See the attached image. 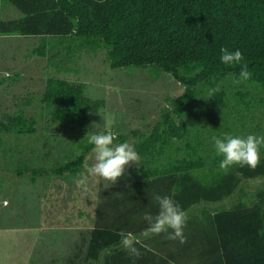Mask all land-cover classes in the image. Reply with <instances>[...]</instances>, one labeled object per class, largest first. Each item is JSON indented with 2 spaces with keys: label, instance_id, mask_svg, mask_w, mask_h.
I'll return each instance as SVG.
<instances>
[{
  "label": "trees",
  "instance_id": "1",
  "mask_svg": "<svg viewBox=\"0 0 264 264\" xmlns=\"http://www.w3.org/2000/svg\"><path fill=\"white\" fill-rule=\"evenodd\" d=\"M1 1L22 16L0 19V34L39 38L36 54L104 50L113 69L149 68L173 75L185 87L161 110L150 131L116 135L115 143L136 138L141 167L121 197L114 190L105 192L86 264H167L178 259L183 264H264V188L251 201L242 197L247 181L264 177V147L256 169L236 165L225 172L213 142L214 136L245 133L252 122L264 131V0ZM221 47L242 52L253 73L250 80L233 83L240 68L221 63ZM85 90V84L51 77L41 100L53 121L82 124L90 110L101 106ZM210 93L214 96L209 98ZM36 123L24 111L8 114L0 135H33ZM92 147L68 155L51 168L52 174H81ZM41 169L26 163L17 173L31 170L36 181ZM156 195L169 196L187 215L204 219L190 225L192 240L180 258L161 254L163 234L154 238L157 245L151 243V250L137 243L139 258L123 247V237L130 233L148 245L143 217L158 213Z\"/></svg>",
  "mask_w": 264,
  "mask_h": 264
},
{
  "label": "rangeland",
  "instance_id": "2",
  "mask_svg": "<svg viewBox=\"0 0 264 264\" xmlns=\"http://www.w3.org/2000/svg\"><path fill=\"white\" fill-rule=\"evenodd\" d=\"M21 16L0 0L1 20ZM39 44L36 37L0 34V123L8 114L20 111L37 121L33 135H0V264H86L101 199L106 191L117 193L120 185L137 180L141 163L127 167L115 185L88 175L95 162L93 151L86 155L84 169L77 176L58 177L51 168L70 154L82 153L90 145V135L150 131L161 110L185 87L173 75L156 74L149 68L113 69L104 50L83 49L60 56L48 51L41 56L34 52ZM51 77L85 84V95L101 106L90 110L82 124L71 119L53 121L41 100ZM252 124L236 136L264 135ZM126 143L135 150L134 136ZM26 163L43 168L36 181L31 170L18 175L17 168ZM85 177L87 192L79 185ZM244 185L242 197L251 201L264 188V177ZM234 199L237 197L229 199V204Z\"/></svg>",
  "mask_w": 264,
  "mask_h": 264
},
{
  "label": "clouds",
  "instance_id": "3",
  "mask_svg": "<svg viewBox=\"0 0 264 264\" xmlns=\"http://www.w3.org/2000/svg\"><path fill=\"white\" fill-rule=\"evenodd\" d=\"M220 61L229 67L239 66L238 77L233 78L234 84H241L252 78L253 73L245 63V57L240 50L230 51L226 47L220 49ZM219 91L213 89L212 93ZM210 93V97L214 96ZM117 137L112 132L93 134L88 137V143L92 145L95 154V162L88 168V175L109 181L115 185L132 164L138 166L140 161L139 154L128 143H115ZM216 154L222 156L220 162L221 170L227 172L233 166L249 167L256 169L260 165V149L264 147V135L248 134L247 136H233L225 133L223 137H213ZM87 177L79 181V185L87 192ZM158 204V213L153 216L145 213L143 219L148 227L142 235L150 238L154 235L166 234L170 240H178L181 244L186 243L187 237L184 229L187 224L188 216L182 207L169 196L156 195L154 197ZM171 229V231H169ZM123 235V234H122ZM145 250H151L147 244L141 243L135 237L126 235L123 237V247L132 256L139 258L141 251L135 245Z\"/></svg>",
  "mask_w": 264,
  "mask_h": 264
},
{
  "label": "crops",
  "instance_id": "4",
  "mask_svg": "<svg viewBox=\"0 0 264 264\" xmlns=\"http://www.w3.org/2000/svg\"><path fill=\"white\" fill-rule=\"evenodd\" d=\"M124 186H126V184H122V186L120 185V187H121V189L120 188H117V190L116 191H118L117 193H115L116 194V196H119V197H121L120 196V194L122 193V189H123V187ZM103 199V198H102ZM101 199V200H102ZM188 216V220H187V224H186V227H185V229H184V235L187 237V240H190L191 238H190V234L193 232V228L192 227H190V225L194 222H196V221H199V220H204V219H202V218H196V217H194V216H190V214L189 215H187ZM93 228L94 227H92L91 229L93 230ZM92 230H91V232H92ZM169 231H171V229H169ZM130 235H133L132 233H130ZM133 237H135V236H133ZM155 237H157V235H154V236H151L150 238H143V240H145V241H147L148 242V246L150 245L151 246V243H153L152 245L153 246H156L157 244L156 243H154V238ZM136 238V237H135ZM136 239H138L139 240V238H136ZM187 240H186V243H187ZM192 240V239H191ZM162 243H163V246H161V247H159L160 245H158V247L159 248H161V250H162V252H161V254L162 255H172V254H177V257H181L182 255H184V246H185V244L186 243H183V244H181L178 240H170V239H167L166 238V234H163L162 235V237H161V240H160ZM185 261H181V260H179L178 259V262L176 261H172V262H168L167 264H183Z\"/></svg>",
  "mask_w": 264,
  "mask_h": 264
},
{
  "label": "water",
  "instance_id": "5",
  "mask_svg": "<svg viewBox=\"0 0 264 264\" xmlns=\"http://www.w3.org/2000/svg\"><path fill=\"white\" fill-rule=\"evenodd\" d=\"M105 257V255L103 256V258Z\"/></svg>",
  "mask_w": 264,
  "mask_h": 264
}]
</instances>
